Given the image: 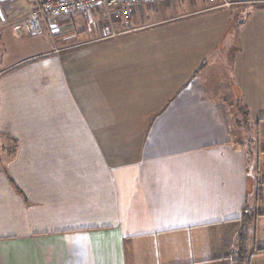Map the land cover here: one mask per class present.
<instances>
[{
  "label": "crops",
  "instance_id": "1",
  "mask_svg": "<svg viewBox=\"0 0 264 264\" xmlns=\"http://www.w3.org/2000/svg\"><path fill=\"white\" fill-rule=\"evenodd\" d=\"M229 1L6 14L0 264H264V0Z\"/></svg>",
  "mask_w": 264,
  "mask_h": 264
},
{
  "label": "built area",
  "instance_id": "2",
  "mask_svg": "<svg viewBox=\"0 0 264 264\" xmlns=\"http://www.w3.org/2000/svg\"><path fill=\"white\" fill-rule=\"evenodd\" d=\"M16 0H0V26L8 25L4 6ZM32 6L31 11L24 21V28L31 34H38L42 23L49 18L64 19L75 14H85L92 7L102 8L107 15L129 16L134 9L159 3H168L181 0H26ZM212 2L213 0H206ZM235 3L221 0L216 7L229 8Z\"/></svg>",
  "mask_w": 264,
  "mask_h": 264
},
{
  "label": "rangeland",
  "instance_id": "3",
  "mask_svg": "<svg viewBox=\"0 0 264 264\" xmlns=\"http://www.w3.org/2000/svg\"><path fill=\"white\" fill-rule=\"evenodd\" d=\"M21 1H22V0H21ZM19 2H20V0H16V1H13V2H10V3H7V4H9V5L6 6L5 13H6V14H10V13H11V14H12L13 11L15 10V7H18ZM70 19H71V20H70ZM48 20L50 21L51 24L55 25L56 28H58L57 26H59L61 29H62L61 26L68 28V26H69L68 23L71 24L70 21H72V22H73L72 24L75 25V26H77V25L82 26V28H81V27H80V28L83 29V30L88 29L87 25L90 24V21L88 22L87 19H85V16H84L83 14H75V15L71 16L70 18H65V19L49 18ZM51 28H53V27H51ZM5 29H13V28H12V26H10V27H7V28H5ZM14 29H15V28H14ZM18 29H20V28H18ZM21 29H24V28H21ZM68 29H69V28H68ZM44 30H45V29H44ZM44 30H43V31H44ZM50 31H51V30H49V31H46V30H45V32H42L41 35L49 39V38H50ZM22 36H23V38H21V39H24V38L28 37V36L25 35V34H23ZM25 36H26V37H25ZM16 39H17V38H16ZM17 40H18V39H17ZM2 52H4V51H3V44L0 45V61H1V57H2ZM5 57H9V53H8V52H6V53L4 54V58L2 59L3 61H4L5 59H7V58H5Z\"/></svg>",
  "mask_w": 264,
  "mask_h": 264
}]
</instances>
